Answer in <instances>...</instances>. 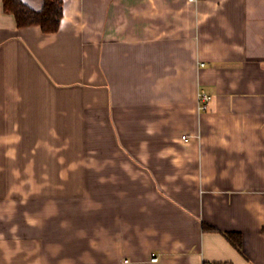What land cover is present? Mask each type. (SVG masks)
<instances>
[{
    "label": "crops",
    "instance_id": "0c3cea01",
    "mask_svg": "<svg viewBox=\"0 0 264 264\" xmlns=\"http://www.w3.org/2000/svg\"><path fill=\"white\" fill-rule=\"evenodd\" d=\"M217 263L264 264V0H0V264Z\"/></svg>",
    "mask_w": 264,
    "mask_h": 264
},
{
    "label": "trees",
    "instance_id": "16d2710c",
    "mask_svg": "<svg viewBox=\"0 0 264 264\" xmlns=\"http://www.w3.org/2000/svg\"><path fill=\"white\" fill-rule=\"evenodd\" d=\"M6 11L12 12L19 27L40 26L43 32L53 33L59 30L64 14V0H44L41 9H34L23 0H4ZM205 229L216 228L204 223ZM232 244L241 250L242 236L238 232H224ZM220 264V263H217Z\"/></svg>",
    "mask_w": 264,
    "mask_h": 264
},
{
    "label": "built area",
    "instance_id": "2783aa9c",
    "mask_svg": "<svg viewBox=\"0 0 264 264\" xmlns=\"http://www.w3.org/2000/svg\"><path fill=\"white\" fill-rule=\"evenodd\" d=\"M190 2H198L199 0H189ZM212 99V95L205 92L204 90H201L198 93V106L200 110H206L208 108V104ZM186 138V136H185ZM152 260L157 261L158 257L156 255H153Z\"/></svg>",
    "mask_w": 264,
    "mask_h": 264
},
{
    "label": "rangeland",
    "instance_id": "374dc122",
    "mask_svg": "<svg viewBox=\"0 0 264 264\" xmlns=\"http://www.w3.org/2000/svg\"><path fill=\"white\" fill-rule=\"evenodd\" d=\"M22 177H23V179L25 180L26 175H22ZM57 191H58V190L52 189V195H53V196H58ZM19 196L22 197V198H26V197H25V196H26L25 192L19 193ZM25 208H26L25 204H24V205L20 204V206L18 207L17 210H16V206H14L13 210H9V212H10V213H12V212H17V213H19V214H18V219H20V217H21V215H22V212L25 210ZM51 208H52V210H55V209H56L55 211H57V206H54V207H51ZM7 213H8V212H7ZM13 228H15V227L13 226ZM51 241L53 242L54 240L51 239ZM54 256H57V254H55ZM65 256L69 258L71 255L67 254V255H65ZM66 257H65V258H66ZM53 260H54V259H53ZM54 261H56V259H55Z\"/></svg>",
    "mask_w": 264,
    "mask_h": 264
}]
</instances>
